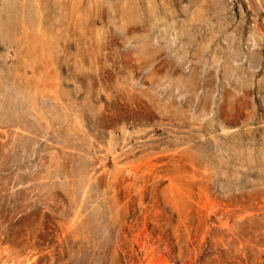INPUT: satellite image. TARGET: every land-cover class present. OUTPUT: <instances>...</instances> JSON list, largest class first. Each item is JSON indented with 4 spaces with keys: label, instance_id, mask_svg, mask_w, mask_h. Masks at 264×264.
<instances>
[{
    "label": "rangeland",
    "instance_id": "1",
    "mask_svg": "<svg viewBox=\"0 0 264 264\" xmlns=\"http://www.w3.org/2000/svg\"><path fill=\"white\" fill-rule=\"evenodd\" d=\"M179 1L0 0V264H264V0Z\"/></svg>",
    "mask_w": 264,
    "mask_h": 264
},
{
    "label": "bare ground",
    "instance_id": "2",
    "mask_svg": "<svg viewBox=\"0 0 264 264\" xmlns=\"http://www.w3.org/2000/svg\"><path fill=\"white\" fill-rule=\"evenodd\" d=\"M212 2H218L217 0H213ZM215 3L213 4V13L217 15L218 17V20H217V26H216V29L220 32H222L221 30L225 29V30H229L230 28H232L235 24V21H234V18L231 14V10L230 8H228L227 6H222V5H215ZM219 3V2H218ZM179 4H181V0L179 1ZM212 5V3H211ZM212 7V6H210ZM95 20V19H93ZM96 21V20H95ZM21 22H19V24H17L21 29V33L23 32V34H27L28 33V28L25 26V24H20ZM145 25H149L148 22L146 23H143L141 25H136L135 27L137 29H140V28H143ZM151 25V24H150ZM158 25H159V22H156L155 26H150L148 28H145L143 29L144 31H146V33L150 36V35H153L155 34V31L156 29L158 28ZM133 26H128V28H132ZM240 31L239 32H242L241 29L242 27H239L238 28ZM200 34H203V32L201 30L198 31ZM146 35V34H145ZM216 37L217 36H213L212 37V40L211 41H216ZM221 35H219L218 38H220ZM89 43V42H88ZM91 45H93V50L95 51L96 49H98L97 51H100V52H103V49H108L109 50V44L106 43L105 44H101L99 42H91ZM90 46V45H89ZM196 51V56L195 57H192V58H189L187 56H185L183 59H182V62H185V61H191V62H196V63H222V62H233V60L231 59H226V60H222V57L217 55V53H221L223 52L224 50L220 47H215L211 44H203L201 45L200 47L196 48L195 49ZM210 53L214 54V58H210L209 55ZM106 57V56H105ZM107 59L109 57H106ZM249 62V61H248Z\"/></svg>",
    "mask_w": 264,
    "mask_h": 264
}]
</instances>
